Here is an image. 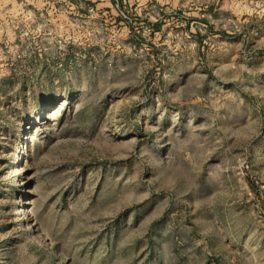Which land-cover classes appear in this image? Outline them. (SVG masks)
<instances>
[{
    "label": "rangeland",
    "instance_id": "1",
    "mask_svg": "<svg viewBox=\"0 0 264 264\" xmlns=\"http://www.w3.org/2000/svg\"><path fill=\"white\" fill-rule=\"evenodd\" d=\"M0 264H264V0H0Z\"/></svg>",
    "mask_w": 264,
    "mask_h": 264
},
{
    "label": "bare ground",
    "instance_id": "2",
    "mask_svg": "<svg viewBox=\"0 0 264 264\" xmlns=\"http://www.w3.org/2000/svg\"><path fill=\"white\" fill-rule=\"evenodd\" d=\"M59 109H61V108H59Z\"/></svg>",
    "mask_w": 264,
    "mask_h": 264
}]
</instances>
